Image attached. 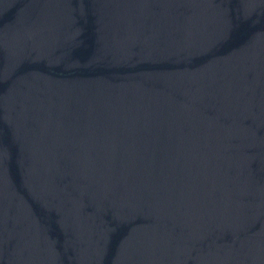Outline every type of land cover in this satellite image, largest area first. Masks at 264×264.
Segmentation results:
<instances>
[{
  "label": "water",
  "instance_id": "water-1",
  "mask_svg": "<svg viewBox=\"0 0 264 264\" xmlns=\"http://www.w3.org/2000/svg\"><path fill=\"white\" fill-rule=\"evenodd\" d=\"M0 264H264V0H0Z\"/></svg>",
  "mask_w": 264,
  "mask_h": 264
}]
</instances>
